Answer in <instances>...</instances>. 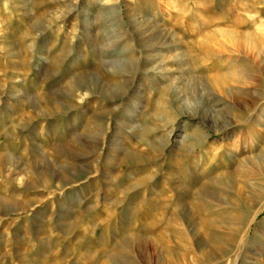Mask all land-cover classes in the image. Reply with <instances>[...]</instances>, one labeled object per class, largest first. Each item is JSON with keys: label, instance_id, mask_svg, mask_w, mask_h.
<instances>
[{"label": "rangeland", "instance_id": "rangeland-1", "mask_svg": "<svg viewBox=\"0 0 264 264\" xmlns=\"http://www.w3.org/2000/svg\"><path fill=\"white\" fill-rule=\"evenodd\" d=\"M254 262L264 0H0V264Z\"/></svg>", "mask_w": 264, "mask_h": 264}, {"label": "bare ground", "instance_id": "bare-ground-1", "mask_svg": "<svg viewBox=\"0 0 264 264\" xmlns=\"http://www.w3.org/2000/svg\"><path fill=\"white\" fill-rule=\"evenodd\" d=\"M229 66V65H228ZM237 96V95H236ZM236 153V151L235 152H231L230 153V155H233V154H235ZM251 264H256L255 262L254 263H251Z\"/></svg>", "mask_w": 264, "mask_h": 264}]
</instances>
